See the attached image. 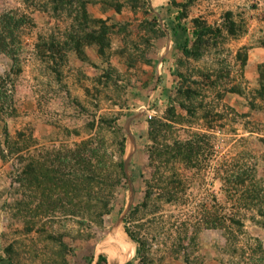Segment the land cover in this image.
<instances>
[{
  "label": "rangeland",
  "instance_id": "obj_1",
  "mask_svg": "<svg viewBox=\"0 0 264 264\" xmlns=\"http://www.w3.org/2000/svg\"><path fill=\"white\" fill-rule=\"evenodd\" d=\"M173 1L147 0L152 11L150 15L144 14L142 8L135 12L127 3L129 0L116 1L123 5L120 14L101 10L100 2L103 0L88 4V10L96 17L103 15L118 28L121 26L123 32L114 38L113 49L123 46L122 40H125L133 59L137 60L128 71L124 60L114 59L112 63L130 81L116 78L117 84L110 82L108 88L98 86L99 91L96 92L92 79L95 72H101V68L93 70L92 66L72 56L65 60L59 57L41 59L34 50L39 35L47 37L53 34L59 40H65L71 22L66 12L61 17L45 12L40 6L45 0H0V13L19 10L34 23L24 35L20 72L11 71L10 59L0 55V74L11 75L5 87L12 96V102L10 111L8 108L3 111V118L8 125L10 144L24 145L23 150L16 154H8L9 148L5 146L8 157L6 160L0 158V258L4 254L3 248L9 244L14 245L23 264H46L57 250V246L47 239V233H39L41 225L29 233L26 228L28 218H23V213L17 214V203L29 200L17 183L24 163L38 150L72 147L95 134L101 116L122 114L121 125L126 135L123 159L130 181L126 198L117 208L119 212L106 216L102 227L88 223L80 225L78 219L58 215L46 223L45 229L48 233L65 234V241L77 249L76 254H69L68 264H87V257L91 254L94 256L92 264H97L100 255L105 256V264H125L133 260L136 244L126 234L123 220L130 203L142 200L147 188L144 180L152 175L145 155L148 146L146 120L165 118L166 105H160L158 98L160 95L174 96L173 91L166 89L174 77L165 74L167 65L164 62L172 56L176 37L168 28L176 13L173 9L169 11ZM187 1L176 0L178 3ZM191 1V17L203 18L222 31L218 38L203 48L200 60L192 62V78L202 84V92L194 114L177 106L183 120L174 124L170 135L180 139H191L194 134L204 136L199 142L200 163L196 169L185 168V196L172 203L159 201L153 213L147 217L140 216L141 223L145 224L141 235L154 257L153 264H165L167 261L169 264H185L176 260L178 257L172 250L182 239L186 228L190 233L198 228L197 246L187 248L192 258L202 257L203 264H264V219L259 215L260 208L264 207V102L255 98L257 65L264 63V0ZM228 12L237 25L236 35H230L225 28ZM153 14L158 16L165 36L153 40V45L148 48L141 42L145 31L140 29V24ZM244 47H247L248 62L242 70L237 53ZM180 56L178 52L173 57ZM91 59L101 62L98 56H91ZM153 75L155 79L149 87L142 89L141 82ZM236 85L242 90V96L228 91ZM86 88L91 93L87 94ZM207 112L212 113L210 118ZM94 122L96 128L92 129ZM2 128L0 120V139L3 137ZM19 133L23 137H19ZM110 150L118 158L116 148ZM176 168L179 172L183 170L179 165ZM240 177L247 181L245 186H252L253 192L256 187L263 190L253 204L248 201L246 205L240 200L245 186H238L240 192H236ZM155 192L157 196L160 194L159 190ZM203 205L212 210L225 209L226 213L239 218L244 224L242 232L236 231V227H232L233 233L223 232L213 226L212 221H207L210 217L202 209ZM117 229H121L133 247L131 255L125 259H119L120 251L108 241ZM79 232L90 233L93 238L90 241L78 238ZM106 240L107 245L99 248ZM259 244L261 250L257 249Z\"/></svg>",
  "mask_w": 264,
  "mask_h": 264
},
{
  "label": "trees",
  "instance_id": "obj_2",
  "mask_svg": "<svg viewBox=\"0 0 264 264\" xmlns=\"http://www.w3.org/2000/svg\"><path fill=\"white\" fill-rule=\"evenodd\" d=\"M30 1V0H25ZM40 5L45 12H52L54 16L61 17L66 12L71 19L69 33L65 35V40L61 41L57 35H39L34 44V50L41 59L59 57L65 60L72 56L83 64H89L93 70H100L96 73L92 81L93 89L98 92V86H107L109 83L117 84L115 79H126L120 73L119 68L114 65V59L125 61L128 71H130L137 61L129 52L127 42L122 40L123 46L113 49V41L123 30L118 28L116 23L112 24L110 18L96 17L88 9V4L94 0H45ZM101 10H111L121 13L122 4H117V0H103ZM130 7L137 12L140 8L150 15L152 11L147 0H129ZM192 1L185 3L175 1L169 5V11H176L172 17V23L168 28L175 35L172 56L165 60V74L174 77L170 87L166 89L174 92V96L169 94L158 98L160 105H166V117L147 118L148 125L146 138L148 146L145 148V155L148 159V166L152 170L150 179H145L146 192L140 202L131 204L123 223L128 237L136 244L135 256L133 260L125 264H153L154 257L148 248L146 239L141 235L144 229L140 216L147 217L153 213L156 203L159 201L172 203L178 201L181 196H185V168L187 170L196 169L200 163L199 142L204 136L194 134L191 139L171 138L175 123H181L183 114L177 112V106L182 110H189L190 114L196 111V102L202 92V87L193 80V73L190 68L193 61H198L203 55L205 48L213 39L218 38L222 31L215 28L206 20L200 17H191L189 8ZM50 8H49V7ZM102 7H106L104 9ZM163 10V9H162ZM163 13V11H161ZM104 13V12H103ZM232 14H226V29L230 35H236L237 25L231 19ZM152 18V19H151ZM151 18L146 17L140 24L141 30L145 31L141 42L148 48L153 45V40L165 36L161 29L158 16L153 14ZM33 20L19 10H8L0 13V55L6 56L12 62L11 71L20 72V55L24 48V35L28 27L33 26ZM167 25V23H166ZM118 28V30H116ZM179 37V38H178ZM178 38V39H177ZM180 52L182 56H173ZM91 56H98L101 62L91 59ZM143 58V56H142ZM237 59L241 69H245L248 62L247 47L237 53ZM148 64L150 60H144ZM172 62L176 65L174 68ZM104 65H103V64ZM103 65V66H101ZM185 68L184 72L182 69ZM203 76L207 74L200 72ZM257 82L255 98L264 102V63L257 65ZM11 75L0 74V120L3 122V137L0 139V158L6 160L5 146L8 147V154H16L23 150L24 145L17 142L10 144V133L8 125L3 118V111L7 108L10 111L12 96L5 87ZM155 79L154 75L149 80L141 82L142 89H147ZM193 83L196 85L194 86ZM125 87V85H124ZM125 89V88H124ZM154 89V88H153ZM153 89L150 91L152 92ZM86 88L87 94L91 93ZM230 93L243 95L239 86H233L228 90ZM149 92V93H150ZM176 94V95H175ZM201 105V104H200ZM12 109V108H11ZM209 118L212 113L207 112ZM122 114L101 116L97 123L92 124V129L96 128L95 134H90L88 138L76 143L74 146H61L36 151L19 171L17 183L21 187L29 200H20L16 206L17 214L23 213L28 226L27 232H32L36 226L39 233H47V239L57 246L54 254L46 264H68L69 254H76L77 249L70 246L65 241V234L48 233L45 225L55 216L73 217L78 219L80 225H96L102 227L106 216H111L126 198V189L129 179L125 172V162L123 156L126 149V135L121 125ZM206 116V119L207 117ZM3 118V120H2ZM23 137L22 133L18 134ZM32 137V136H31ZM110 139V140H109ZM114 147L118 151V158L111 152ZM176 165L183 168L178 171ZM184 171V172H183ZM133 183L135 181L131 178ZM238 186H245L243 178H239ZM256 187V185H255ZM243 198L247 205L248 201L253 204L261 196L262 189L256 187L252 191V186L244 187ZM160 194L157 196V191ZM254 190V189H253ZM236 192H240L238 189ZM161 195V196H160ZM210 217L207 221H212L213 226L223 230L231 231L236 227V231L242 232L244 224L234 215L226 213L225 209H208L203 205ZM121 210V209H120ZM119 212V211H118ZM259 215L264 219V207L260 208ZM133 226V227H131ZM233 227V228H232ZM190 233L185 229L182 239L175 244L172 253L178 257L176 260L185 264H203L202 257L192 258L187 247L197 246L198 228ZM69 235V234H68ZM226 235V234H225ZM78 238L90 241L93 236L79 232ZM261 250V244L257 246ZM4 254L0 258V264H23L16 252L14 245L9 244L3 248ZM189 251V252H188ZM94 256L87 257V264H92ZM105 264L106 258L100 255L97 264ZM165 264H169L168 261Z\"/></svg>",
  "mask_w": 264,
  "mask_h": 264
},
{
  "label": "bare ground",
  "instance_id": "obj_3",
  "mask_svg": "<svg viewBox=\"0 0 264 264\" xmlns=\"http://www.w3.org/2000/svg\"><path fill=\"white\" fill-rule=\"evenodd\" d=\"M108 241H110V243H112L116 249L118 251H120V253L118 252V257L120 258H127L129 255H131L132 251H133V247L130 244V241L128 242V240L126 239V236L121 232V229H117L116 232L113 234L112 238H110V240L108 239ZM109 243V242H108ZM107 245V240L106 242L103 241V243L100 244L99 248H103L104 246ZM132 249V250H131Z\"/></svg>",
  "mask_w": 264,
  "mask_h": 264
},
{
  "label": "water",
  "instance_id": "obj_4",
  "mask_svg": "<svg viewBox=\"0 0 264 264\" xmlns=\"http://www.w3.org/2000/svg\"><path fill=\"white\" fill-rule=\"evenodd\" d=\"M130 206H131V203H130V205L128 206V209H130ZM97 261H98V258H97Z\"/></svg>",
  "mask_w": 264,
  "mask_h": 264
}]
</instances>
